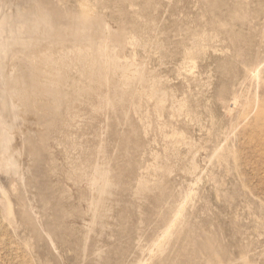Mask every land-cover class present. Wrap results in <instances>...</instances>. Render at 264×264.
<instances>
[{
  "label": "rangeland",
  "instance_id": "374dc122",
  "mask_svg": "<svg viewBox=\"0 0 264 264\" xmlns=\"http://www.w3.org/2000/svg\"><path fill=\"white\" fill-rule=\"evenodd\" d=\"M17 1L0 0V24L2 13L6 12L9 7L14 6L16 12L12 14L14 11L9 10V17L3 22L7 32L3 27L2 31L4 32L0 35V40L5 37L3 42L7 48L4 52L5 55H2L3 58L0 59V94L5 98L6 91H8L14 103L20 106L21 112L23 111L21 113L23 114L22 125H17V127L14 124L10 131L13 134H8L15 135L14 142L20 143L21 146L14 149L15 151L10 150L12 157L14 155L18 157V162L12 167L20 166L18 168L20 173L16 177L19 180L17 184L23 183L20 182L23 180V175L20 174H23V171L24 174L29 171L25 176L30 179V184L24 182L25 184H22L24 187H21V184L18 187H20L19 193L23 199L20 205H24V209L28 206L26 211L30 215V220L33 221L31 222L29 219L25 221L20 213L17 219L14 218L8 210L7 203L0 196V264H96V262L97 264H264V0H158V3L155 0H57V2L56 0H47L48 2L39 0L40 3L38 0H30L34 4L29 0H26L27 3L24 0H19V3ZM21 1L25 2V5H22ZM66 4H68L67 7ZM29 5H32L33 10L30 7H25ZM20 6L25 8H20ZM68 6L70 7L68 8ZM27 10L28 13H26ZM38 10H41V13ZM43 11L49 15L48 20L43 16ZM80 11L82 12L80 13ZM29 12L32 17L34 16V19H31L36 20L35 24L34 21L31 22ZM82 13H85L86 17ZM26 14L28 17H25ZM79 14L81 15L79 16ZM50 15H54L53 20L58 21L59 19L60 23L51 20L52 16L50 17ZM88 15L92 19L88 18ZM59 16L61 17L59 18ZM93 20L97 23H94ZM67 22H70L71 25ZM147 22L151 25L149 28ZM104 23L106 26L109 25V28L105 27ZM53 24L55 25L53 26ZM64 24H68V26ZM134 24L137 25V29L141 28L137 30L134 28ZM57 27L59 29L62 27V29L59 30ZM102 27L104 28L102 29ZM222 27L223 29H221ZM74 29H78V31ZM82 30H86V34ZM133 30L136 31L133 33ZM105 31L106 33H103ZM88 34L95 40L92 37L89 39L90 35ZM113 34H115L114 38L111 36ZM129 34L131 35L129 36ZM69 35L70 38L72 37L71 39ZM95 36L96 38H94ZM224 37L229 38L227 40ZM24 38H27L26 43H24L26 40ZM256 40L261 44L254 43ZM20 44L22 45L20 46ZM229 44H231V50ZM223 47H227L226 52ZM88 48L94 49L90 51ZM100 49L103 50V53ZM105 49H108L107 53H110L111 50V53L106 54ZM95 52L101 54V57ZM96 56L98 59H95ZM92 57L94 58L92 59ZM84 58L90 60L87 61ZM115 59L116 61H114ZM193 61L197 62V64L195 62L196 66L192 65ZM49 66L50 68H48ZM88 66L89 70L87 71ZM78 68L80 69L78 70ZM193 68L195 69L193 70ZM95 70L96 72H94ZM50 71L53 72L50 73ZM42 72L53 76L48 74V78L47 74L43 75ZM82 73H84V77ZM114 74L115 77H113ZM85 75L87 76L85 77ZM59 76L61 78H58ZM88 76L94 77L93 81ZM103 77L108 78L103 79ZM50 79H53L51 82L55 83L52 84ZM73 80L74 83H72ZM69 82L73 85H70ZM112 83L113 87L110 86ZM96 86L101 87L99 89L102 91L98 90ZM110 95H115V97ZM185 96H189V100ZM107 97L112 102L106 103ZM63 98L65 100H62ZM183 98L190 101L192 109L186 110L185 107L179 105ZM2 99L0 98V100ZM22 99H25V102ZM125 99H129L127 105L124 103ZM123 100L122 105L120 102ZM2 101H0V105L7 104ZM58 105H62V108ZM178 106L180 107L178 108ZM119 109H121V114H119L120 111H117ZM126 109H128L127 112ZM60 111H62V115L58 119L59 123L55 125L56 114ZM116 114H119V117ZM1 115L2 123L0 121V124L9 126L11 119ZM141 116L142 118H140ZM121 117L122 119H120ZM146 120H149V125L144 124ZM1 125L0 131L2 132L3 125ZM48 133L49 135H47ZM167 134H176L177 141H170L171 138H168ZM25 139H28L30 147H35L28 152V156L27 151L29 150L24 153L25 147L21 143ZM43 139L45 140L43 141ZM189 143L190 146L187 145ZM85 145H89V149L84 147ZM216 148H218L217 151ZM90 149L95 151L91 152ZM85 150H87L86 154ZM216 152L223 154L215 162L212 160V155L214 156V153L218 155ZM34 154L35 156H33ZM38 154L42 155L38 156ZM48 154L52 156H48ZM25 158H28L27 161ZM87 160L92 162L88 163ZM21 161L22 163H20ZM79 162L80 164H77ZM194 163L198 165L193 166ZM34 165H36V169L33 167ZM196 166L199 168L196 169ZM84 167V172H82ZM39 170L41 171L39 172ZM107 170L109 175L112 174L110 179H114L113 182L109 179V184L102 182L103 173ZM67 172L73 174L72 177ZM86 172L92 176L90 175L89 178V174L85 175ZM80 173L84 174V177L77 180V174ZM67 175L68 179L65 177ZM34 176L37 179L39 177L38 182L41 185L34 182L37 181ZM93 176L96 178L93 180L94 183H92ZM40 178L44 181L41 182ZM97 179L101 182H98ZM119 180L120 185L118 184ZM91 183L92 186L95 184L97 187L101 183L102 186L107 183L110 187L112 186L111 189L116 187L114 190L117 193L113 195L116 200L109 197L110 200L102 202L104 206L107 205L106 208L112 210L108 211L102 203L100 206H103L104 209L99 207L98 211L96 210L98 213L100 209H103L109 218L108 216L105 218V212L100 211L98 215L95 212L96 216L93 209L91 210V202H98L96 191H99L98 187L92 194L93 192L89 190L92 187H89ZM114 184L118 186V189ZM40 186H43L42 189ZM152 187L154 190H151ZM164 190L167 192L165 193ZM24 191L26 192L24 193ZM155 193L157 194L155 195ZM83 194H85V198L88 194L92 195L83 199ZM51 195L56 199H52ZM107 196L111 195L107 194ZM146 196L148 200L145 198ZM28 200L29 203H27ZM57 202L64 204L63 207L60 204L61 209L69 208L67 217L63 221L60 220L61 222H58L59 218L57 219V215L62 212L55 208ZM49 205L51 206L49 207ZM20 208L17 207L18 212ZM43 209L46 211L44 212ZM175 209L180 210L182 214L174 221L173 211ZM100 214H103L102 217ZM95 216L97 218H94ZM31 217H35V219ZM22 221L25 223L22 224ZM44 222L45 224H42ZM54 223L58 227V231L61 232L62 239L58 238L56 243H50L51 250H49V242L46 239L52 235L49 229L51 230V224ZM171 232L173 235L169 237ZM35 234L39 235L40 246L44 248L43 254H46L47 257H44L42 253L36 254L35 245L29 241V239L33 240L32 237ZM221 241L224 244L222 249ZM169 244L170 246L167 247ZM165 256L168 257H166L167 260L164 259Z\"/></svg>",
  "mask_w": 264,
  "mask_h": 264
},
{
  "label": "bare ground",
  "instance_id": "6f19581e",
  "mask_svg": "<svg viewBox=\"0 0 264 264\" xmlns=\"http://www.w3.org/2000/svg\"><path fill=\"white\" fill-rule=\"evenodd\" d=\"M16 1H17V0H16ZM18 1H19V0H18ZM18 1H17V2H18ZM22 1H23V0H22ZM22 1H21V3H22ZM24 1H26V0H24ZM29 1H30V0H29ZM41 1H42V0H41ZM44 1H45V0H44ZM46 1H47V0H46ZM54 1H55V0H54ZM69 1H71V0H69ZM155 1H157V3H158V0H155ZM19 2H20V1H19ZM19 2H18V3H19ZM30 2L32 3V1H30ZM30 2H29V3H30ZM38 2H39V0H38ZM47 2H48V1H47ZM56 2H57V0H56ZM1 3H2V2H1ZM24 3H25V2H24ZM24 3H22V5H23ZM26 3H27V1H26ZM29 3H28V4H29ZM39 3H40V2H39ZM45 3H46V2H45ZM62 3H63V2H62ZM62 3H61V4H62ZM28 4H27V5H28ZM32 4H34V3H32ZM35 4H37V3H35ZM59 4H60V3H59ZM214 4H215V3H214ZM20 5H21V4H20ZM24 5H25V4H24ZM38 5H40V4H38ZM38 5H37V6H38ZM43 5H44V3H43ZM67 5H68V4H66V7H67ZM69 5H70V4H69ZM216 5H218V4H216ZM31 6H32V5H31ZM31 6L29 5V6H25V7H27V8L30 7V9H32ZM33 6H34V5H33ZM35 6H36V5H35ZM41 6H42V5H41ZM211 6H212V5H211ZM214 6H215V5H214ZM21 7H24V6H20V8H21ZM25 7H24V8H25ZM42 7H43V6H42ZM64 7H65V6H64ZM66 7H65V9H66ZM69 7H70V6H68V8H69ZM155 7H156V6H155ZM0 8H1V7H0ZM55 8H56V7H55ZM62 8H63V5H62ZM80 8H81V7H80ZM211 8H212V7H211ZM22 9H23V8H22ZM22 9H21V10H22ZM30 9H29V10H30ZM36 9H37V8H36ZM39 9H40V7H39ZM41 9H42V8H41ZM70 9H71V8H70ZM9 10H10V11H12V10L14 11L12 14H15V13H16L15 10H14V6H13V7H9V9H8L6 12L2 13V19H1V24H0V35H1L2 32H4V31L7 32L6 27L3 26V25H4L3 22H4V20H5L6 18L9 17V12H10ZM23 10H24V9H23ZM32 10H33V9H32ZM32 10H31V11H32ZM49 10H50V9H49ZM53 10L56 11L57 9H53ZM63 10H64V9H63ZM85 10H86V9H85ZM210 10H211V9H210ZM24 11H26V10H24ZM31 11H30V12H31ZM58 11H59V10H58ZM66 11H67V10H66ZM69 11H70V10H69ZM121 11H122V10H121ZM215 11H216V10H215ZM30 12H29L28 15L31 14ZM33 12H34V11H33ZM38 12L41 13V10H40V11L38 10ZM47 12H49V11H47ZM59 12H60V11H59ZM74 12H75V11H74ZM74 12H73V14H74ZM81 12H82V11H80V13H81ZM85 12H86V11H85ZM87 12H88V11H87ZM26 13H28V10H27ZM34 13H37V12H34ZM34 13H33V14H34ZM40 13H38V14L40 15ZM42 13L44 14L43 16L48 20V16H49V15H48L45 11H43ZM60 13H61V12H60ZM76 13H78V12L76 11ZM0 14H1V13H0ZM54 14H55V13H54ZM57 14H58V13H57ZM61 14H62V13H61ZM61 14H60V15H61ZM82 14H83V13H82ZM84 14H85V13H84ZM84 14H83V15H84ZM28 15L26 14L25 17H28ZM65 15H66V14H65ZM65 15H63L64 18H65ZM80 15H81V14H79V16H80ZM30 16H31V15H30ZM36 16H37V15H36ZM51 16H52V17H51ZM53 16H54V15H50V17L52 18L51 20L54 19ZM55 16H56V15H55ZM204 16H205V15H204ZM33 17H34V16H33ZM33 17L31 16V17H29V18L31 19V18H33ZM40 17H41V15H40ZM60 17H61V16H59V18H60ZM84 17H86V16L84 15ZM87 17L90 18L91 16L88 15ZM219 17H220V16H219ZM29 18H28V19H29ZM36 18H37V20H38L39 16L36 17ZM64 18H63V19H64ZM77 18H78V15H77ZM99 18H101V17H99ZM102 18H104V17H102ZM105 18H106V17H105ZM105 18H104V19H105ZM26 19H27V18H26ZM26 19H25V21H26ZM33 19H34V18H33ZM79 19H80V18H79ZM91 19H92V17H91ZM93 19H94V18H93ZM95 19H96V18H95ZM31 20H32V19H31ZM43 20H44V19H43ZM49 20H50V18H49ZM76 20H77V19H76ZM81 20H82V19H81ZM83 20H84V19H83ZM83 20H82V21H83ZM89 20H90V19H89ZM97 20H98V19H97ZM99 20H101V19H99ZM27 21H28V20H27ZM33 21H34V20H32L31 22H33ZM35 21H36V20H35ZM35 21H34V24H35ZM53 21L55 22V21H57V20H53ZM53 21H52V22H53ZM66 21H67V19H66ZM66 21H65V22H66ZM69 21H70V19H69ZM71 21H74V20H71ZM77 21H80V20H77ZM93 21H94V20H93ZM101 21H102V20H101ZM106 21H107V20H106ZM5 22H6V21H5ZM28 22H29V21H28ZM28 22H27V23H28ZM57 22H59V19H58ZM65 22H64V23H65ZM95 22H96V21H94V23H95ZM237 22H238V21H237ZM44 23H45V21H44ZM47 23H48V22H47ZM47 23H46V24H47ZM49 23H50V21H49ZM49 23H48V24H49ZM59 23H60V22H59ZM67 23H68V22H67ZM96 23H97V22H96ZM100 23H101V22H100ZM145 23H146V22H145ZM150 23H151V21H150ZM207 23H208V22H207ZM6 24H7V23H6ZM24 24H25V23H24ZM28 24H30V23H28ZM51 24H52V23H51ZM68 24L71 25L70 22H69ZM68 24H64V25H67V26H68ZM137 24H138V23H137ZM154 24H155V23H154ZM225 24H226V23H225ZM238 24H239V23H238ZM240 24H241V23H240ZM41 25H42V24H41ZM54 25H55V24H53V26H54ZM70 25H69V26H70ZM72 25H73V24H72ZM75 25H76V24H75ZM75 25H74V26H75ZM102 25H103V24H102ZM104 25H105V23H104ZM134 25L136 26V27L134 26V28L137 29V25H136V24H134ZM141 25H142V24H141ZM147 25H149L148 22H147ZM204 25H205V24H204ZM5 26H7V25H5ZM26 26H27V29H28V25H27V24H26ZM48 26H49V25H48ZM57 26H58V25H57ZM60 26H61V25H60ZM62 26H63V24H62ZM83 26H84V25H83ZM108 26H109V25H107V26L105 25V27L109 28ZM144 26H145V25H144ZM150 26H151V25H149V26H147V27L149 28ZM152 26H155V25H152ZM212 26H213V25H212ZM214 26H215V25H214ZM224 26H225V25H224ZM224 26H223V27H224ZM3 27L5 28L4 31H2V30L4 29ZM55 27H56V26H55ZM65 27H66V26H65ZM72 27H73V26H71V29H73ZM155 27H156V26H155ZM208 27H209V26H208ZM210 27H211V26H210ZM223 27H222L221 29H223ZM229 27H230V26H229ZM8 28H9V25H8ZM40 28H42V27H40ZM44 28H46V27H44ZM57 28L59 29V27H57ZM63 28H64V27H63ZM66 28H67V27H66ZM77 28H78V27H77ZM85 28H86V26H85ZM92 28H95V29H96V27H93V26H92ZM97 28H98V27H97ZM99 28H100V27H99ZM103 28H104V27H102V29H103ZM139 28H141V27H139ZM139 28H138V29H139ZM148 28H147V29H148ZM213 28H214V27H213ZM236 28H237V27H236ZM42 29H43V28H42ZM46 29H47V28H46ZM51 29H52V28H51ZM51 29H50V30H51ZM60 29H62V27H60ZM60 29H59V30H60ZM68 29H70V28H68ZM102 29H101V30H102ZM138 29H137V30H138ZM145 29H146V28H145ZM208 29H209V28H208ZM230 29H231V28H230ZM56 30H57V29H56ZM74 30H75V29H74ZM104 30H105V29H104ZM141 30H142V29H141ZM143 30H144V29H143ZM150 30H151V29H150ZM156 30H157V29H156ZM212 30H213V29H212ZM214 30H215V28H214ZM214 30H213V31H214ZM75 31H78V29H76ZM85 31H86V30H82V32H84V33H85ZM90 31H92V30H90ZM96 31L99 32V30H96ZM96 31H93V32H96ZM102 31H103V30H102ZM135 31H136V30H133V33H134ZM139 31H140V30H139ZM198 31H199V29H198ZM26 32H27V31H26ZM30 32H31V31H30ZM57 32H59V31L57 30ZM72 32H74V31L72 30ZM86 32H87V31H86ZM107 32H108V30H107ZM114 32H116V31H114ZM114 32H113V33H114ZM215 32H216V31H215ZM217 32H218V31H217ZM39 33H40V32H39ZM75 33H76V32H75ZM84 33H83V34H84ZM101 33H102V32H101ZM103 33H106V31L103 32ZM136 33H137V32H136ZM139 33H141V32H139ZM192 33H193V32H192ZM199 33H200V32H199ZM219 33H220V32H219ZM28 34H29V33H28ZM56 34H58V33H56ZM60 34H61V33H60ZM71 34H72V33H71ZM85 34H86V33H85ZM85 34H84V35H85ZM90 34H91V33H90ZM90 34H88V35H90ZM92 34H93V33H92ZM95 34H96V33H95ZM107 34H108V33H107ZM111 34H112V33H111ZM117 34H118V32H117ZM142 34H143V33H142ZM208 34H209V33H208ZM220 34H221V33H220ZM220 34H218V35H220ZM223 34H224V32H223ZM229 34H230V33H229ZM25 35H26V34H25ZM37 35H38V34H37ZM40 35H41V34H40ZM77 35H78V34H77ZM77 35H76V36H77ZM84 35H83V36H84ZM105 35H106V34H105ZM114 35H115V34H113V35H111V36H113V38H114V37H115ZM130 35H131V34H129V36H130ZM138 35H139V34H138ZM147 35H148V34H147ZM221 35H222V34H221ZM221 35H220V37H221ZM231 35H232V33H231ZM238 35H239V33H238ZM6 36H7V35H6ZM54 36H55V35H54ZM58 36H59V35H58ZM72 36L76 37L75 35H72ZM92 36H94V34H93ZM92 36H91V35H90V37L88 36L89 39H90ZM96 36H97V35H96ZM96 36H95L94 38H96ZM127 36H128V35H127ZM129 36H128V37H129ZM132 36H133V35H132ZM135 36H136V35H135ZM150 36H151V35H150ZM206 36H207V35H206ZM210 36H211V35H210ZM223 36H224V35H223ZM10 37H11V36H10ZM14 37H15V36H14ZM26 37H27V36H26ZM29 37H30V36H29ZM45 37H46V36H45ZM79 37L81 38V36H78V38H79ZM97 37H99V35H98ZM105 37H106V36H105ZM105 37H104V38H105ZM107 37H108V36H107ZM133 37H134V36H133ZM133 37H132V38H133ZM212 37H214V36L212 35ZM218 37H219V36H217V38H218ZM220 37H219V39H220ZM240 37H241V35H240ZM244 37H245V36H244ZM256 37H257V36H256ZM256 37H255V38H256ZM4 38H5V37H4ZM4 38H2V39L0 40V48H1L0 51L3 50V51L1 52V54H0V59L3 58L2 55H5L4 52H5L6 49H7V48L5 47V43L3 42ZM42 38H43V37H42ZM69 38H70V35H69ZM71 38H72V37H71ZM71 38H70V39H71ZM84 38H85V37H84ZM86 38H87V37H86ZM101 38H102V37H101ZM101 38H100V39H101ZM121 38H122V37H121ZM123 38H124V37H123ZM208 38H209V37H208ZM224 38L227 39V38H229V37H227V38L224 37ZM224 38H223V39H224ZM249 38H250V37H249ZM249 38H248V40H249ZM253 38H254V37H253ZM24 39H26L25 42H24V43H26L27 38H24ZM32 39H33V37H32ZM76 39H77V38H76ZM76 39H75V40H76ZM92 39H93V37H92ZM105 39H106V38H105ZM107 39H108V38H107ZM130 39H131V38H130ZM130 39H129V40H130ZM138 39H139V38H138ZM138 39H137V40H138ZM213 39H214V38H213ZM241 39H242V38H241ZM6 40H7V38H6ZM6 40H5V41H6ZM22 40H23V39H22ZM43 40H44V39H43ZM73 40H74V39H73ZM75 40H74V41H75ZM84 40H85V39H84ZM86 40H88V39H86ZM86 40H85V41H86ZM93 40H95V39H93ZM96 40H97V39H96ZM98 40H99V39H98ZM98 40H97V41H98ZM208 40H209V39H208ZM208 40H207V41H208ZM215 40H216V38H215ZM227 40H228V39H227ZM243 40H244V39H243ZM259 40H260V39H259ZM262 40H263V39H262ZM28 41H29V40H28ZM47 41H48V40H47ZM68 41H69V40H67V42H68ZM77 41H78V39H77ZM80 41H81V40H80ZM80 41H79V43H80ZM132 41H133V40H132ZM138 41H139V40H138ZM138 41H137V42H138ZM217 41H218V40H217ZM224 41H225V40H224ZM244 41H245V40H244ZM92 42H93V41H92ZM94 42H95V41H94ZM100 42H101V41H100ZM115 42H116V40H115ZM118 42H119V41H118ZM118 42H117V43H118ZM210 42H211V39H210ZM212 42H213V41H212ZM219 42H220V41H219ZM225 42H226V41H225ZM230 42H231V41H230ZM255 42H257V40L254 41V43H255ZM17 43H18V42H17ZM21 43H22V41H21ZM40 43H41V42H40ZM68 43H69V42H68ZM86 43H87V42H86ZM95 43H96V42H95ZM107 43H109V42H107ZM107 43H105V44L107 45ZM204 43H205V42H204ZM207 43H208V42H207ZM221 43H222V41H221ZM226 43H227V42H226ZM228 43H229V42H228ZM232 43H233V42H232ZM232 43H231V44H232ZM257 43L259 44L260 42H257ZM257 43H256V44H257ZM33 44H34V43H33ZM33 44H32V45H33ZM41 44H42V43H41ZM62 44H63V42H62ZM88 44H89V43H88ZM97 44H99V43H97ZM109 44H110V43H109ZM111 44H112V43H111ZM121 44H122V43H121ZM132 44H133V43H132ZM134 44H135V43H134ZM208 44H209V43H208ZM231 44H229V49H230V47H231V46H230ZM256 44H255V45H256ZM260 44H261V43H260ZM7 45H8V43H7ZM21 45H22V44H20V46H21ZM24 45H25V44H24ZM26 45H29V44H26ZM36 45H37V44H36ZM39 45H40V44H39ZM54 45H55V44H54ZM64 45H65V44H64ZM86 45H87V44H86ZM90 45H91V44H90ZM118 45H119V44H118ZM125 45H126V43H125ZM127 45H128V44H127ZM139 45H140V44H139ZM196 45H197V44H196ZM209 45H210V44H209ZM215 45H216V44H215ZM224 45H225V44H224ZM244 45H245V44H244ZM251 45H252V44H251ZM33 46H34V45H33ZM40 46H41V45H40ZM58 46H59V45H58ZM66 46H67V45H66ZM87 46H88V45H87ZM99 46H100V45H99ZM102 46H103V45H102ZM111 46H112V45H111ZM216 46H217V45H216ZM226 46H227V44H226ZM253 46H254V45H253ZM257 46H258V45H257ZM29 47H30V46H29ZM34 47L36 48V46H34ZM67 47H68V46H67ZM73 47H74V46H73ZM88 47H89V46H88ZM121 47H122V46H121ZM160 47H161V46H160ZM190 47H191V46H190ZM212 47H213V46H212ZM218 47L220 48L221 46H218ZM224 47H225V46H224ZM224 47H223V48H224ZM247 47H249V46H247ZM17 48H18V47H17ZM24 48H25V47H24ZM27 48H28V47H27ZM32 48H33V47H32ZM32 48H31V49H32ZM95 48H96V44H95ZM97 48H98V46H97ZM103 48H104V47H103ZM196 48H197V47H196ZM208 48H209V47H208ZM216 48H217V47H216ZM219 48H218V49H219ZM226 48H227V47H226ZM226 48H224L223 50H225ZM232 48H233V47H232ZM249 48H250V47H249ZM15 49H16V48H15ZM20 49H21V48H20ZM41 49H42V48H41ZM88 49H89V48H88ZM93 49H94V48H92L91 50L93 51ZM109 49H110V48H109ZM22 50H23V49H22ZM29 50H30V49H29ZM47 50H48V49H47ZM62 50H63V49H62ZM74 50H75V49H74ZM89 50H90V49H89ZM89 50H88V51H89ZM91 50H90V51H91ZM100 50H102V49H100ZM100 50H99V52H100ZM107 50H108V49H107ZM107 50L105 49V52H106ZM114 50H117V49L114 48ZM114 50H113V52H114ZM223 50L220 49V51H222V52H223ZM230 50H231V49H230ZM23 51H24V50H23ZM72 51H73V50H72ZM76 51H77V50H76ZM90 51H89V52H90ZM95 51H96V50H95ZM207 51H208V50H207ZM215 51H216V50H215ZM227 51H228V50H227ZM245 51H246V50H245ZM11 52H12V51H11ZM35 52H36V51H35ZM43 52H44V51H43ZM49 52H50V51H49ZM49 52H48V53H49ZM113 52H112V53H113ZM119 52H120V51H119ZM208 52H209V51H208ZM225 52H226V50H225ZM32 53H34L33 50H32ZM77 53H78V52H77ZM95 53H98V52H95ZM100 53H101V52H100ZM102 53H103V50H102ZM102 53H101V54H102ZM108 53H109V52H108ZM108 53L106 52V54H108ZM110 53H111V50H110ZM110 53H109V54H110ZM56 54H57V53H56ZM60 54H61V53H60ZM78 54H79V53H78ZM78 54H77V55H78ZM84 54H85V53H84ZM88 54H90V53H88ZM93 54H94V53H93ZM93 54H92V55H93ZM98 54H99V53H98ZM98 54H97V55H98ZM101 54H99V57H101V56H100ZM109 54H108V55H109ZM177 54H178V53H177ZM177 54H176V55H177ZM200 54H201V53H200ZM25 55H26V54H25ZM25 55H23V56H25ZM43 55H44V54H43ZM86 55H87V54H86ZM86 55H85V56H86ZM92 55H91V56H92ZM113 55H114V54H113ZM117 55H118V54H117ZM19 56H20V54H19ZM34 56H36V55H34ZM52 56H53V55H52ZM52 56H51V57H52ZM60 56H61V55H60ZM65 56H66V55H65ZM82 56H83V54H82ZM82 56H81V57H82ZM85 56H84V57H85ZM102 56H103V54H102ZM196 56H197V55H196ZM25 57H26V56H25ZM49 57H50V56H49ZM66 57H67V56H66ZM106 57H107V55H106ZM192 57H194V55H192ZM221 57H222V56H221ZM35 58H36V57H35ZM74 58H75V57H74ZM79 58H80V57H79ZM93 58H94V57H92V59H93ZM96 58L98 59L97 56L95 57V59H96ZM111 58H113V57H111ZM114 58H115V57H114ZM114 58H113V59H114ZM66 59H68V58H66ZM71 59H72V58H71ZM71 59H70V60H71ZM84 59H86V58H84ZM90 59H91V57H90ZM90 59H89V60H90ZM113 59H112V60H113ZM26 60H27V59H26ZM64 60H65V59H64ZM70 60H69V61H70ZM72 60H73V59H72ZM86 60H87V59H86ZM89 60H87V61H89ZM192 60H193V59H192ZM55 61H56V60H55ZM80 61H82V60H80ZM94 61H95V60H94ZM114 61H116V59H115ZM196 61H197V60H196ZM196 61H195V62H196ZM29 62H30V61H29ZM42 62H43V61H42ZM64 62H66V61H64ZM85 62H86V61H85ZM97 62H99V61L97 60ZM195 62L193 61V62H192V65L196 66L197 62H196V64H195ZM226 62H227V61H226ZM226 62H225V63H226ZM48 63H50V62H48ZM59 63H60V62H59ZM66 63H67V62H66ZM81 63H82V62H81ZM87 63H88V62H87ZM108 63H109V62L107 61V64H108ZM110 63H111V62H110ZM120 63H121V62H120ZM227 63H228V62H227ZM17 64H18V63H17ZM30 64H31V63H30ZM50 64H51V63H50ZM50 64H49V65H50ZM57 64H58V63H57ZM67 64H69V62H68ZM77 64H78V63H77ZM82 64H84V62H83ZM104 64H105V63H104ZM114 64H115V63H114ZM38 65H39V63H38ZM45 65H46V64H45ZM52 65H53V64H52ZM60 65H61V64H60ZM75 65H76V63L74 64V66H75ZM99 65H100V63H99ZM109 65H110V64H109ZM112 65H113V64H112ZM222 65H223V63H222ZM224 65H225V64H224ZM228 65H229V64H228ZM35 66H36V65H35ZM39 66H40V65H39ZM65 66H66V64H65ZM69 66H70V69H71V68H72L71 64H70ZM95 66H96V65H95ZM95 66L93 67V69L95 68ZM102 66H103V65H102ZM194 66H193V67H194ZM225 66H226V65H225ZM63 67H64V65H63ZM67 67H68V66H67ZM85 67H86V66H85ZM100 67H101V66H100ZM226 67H227V66H226ZM231 67H232V66H231ZM24 68H25V67H24ZM40 68H41V67H40ZM48 68H50V66H49ZM65 68H66V67H65ZM75 68H77V67H75ZM87 68H88V69H87V71H88V70H89V66H88ZM98 68H99V66H98ZM101 68H102V67H101ZM178 68H179V66H178ZM223 68H224V67H223ZM62 69H63V68H62ZM79 69H80V68H78V70H79ZM93 69H92V70H93ZM105 69H106V67H105ZM110 69H111V68H110ZM128 69H129V67H128ZM189 69H190V68H189ZM194 69H195V68H193V70H194ZM39 70H40V69H39ZM48 70H50V69H48ZM60 70H61V67H60ZM60 70H58V71H60ZM81 70L83 71V69H81ZM98 70H99V69H98ZM98 70H97V71H98ZM102 70H103V69H102ZM117 70H118V69H117ZM117 70L115 71L116 74H117ZM121 70H122V69H121ZM121 70H120V72H121ZM130 70H131V69H130ZM193 70H191V71H193ZM220 70H221V69H220ZM226 70H227V68H226ZM228 70H229V69H228ZM61 71H62V70H61ZM61 71H60V72H61ZM105 71H106V70H105ZM123 71H127V70H123ZM182 71H183V70H182ZM51 72H53V71H50V73H51ZM56 72H57V71H56ZM78 72L80 73V71H78ZM83 72L85 73V71H83ZM89 72H90V71H89ZM91 72H92V71H91ZM94 72H96V70H95ZM99 72H101V71H99ZM106 72H107V71H106ZM115 72H114V73H115ZM128 72H129V71H127V73H128ZM130 72H131V71H130ZM134 72H135V71H134ZM138 72H139V71H138ZM185 72H186V71H185ZM221 72H224V71H221ZM228 72H229V71H228ZM9 73H10V72H9ZM39 73H40V72H39ZM42 73H43V75H44L46 72H45V73L42 72ZM84 73H82L83 75L81 74L83 77H84ZM92 73H93V72H92ZM92 73H91V75H92ZM101 73H102V72H101ZM136 73H137V72H136ZM136 73H132V74H136ZM139 73H140V72H139ZM46 74H47V73H46ZM48 74H49V73H48ZM48 74L46 75L47 77L50 75V74H49V75H48ZM53 74H54V73H53ZM56 74H58V73H56ZM56 74H55V75H56ZM76 74H77V73H76ZM86 74L88 75V72H87ZM94 74H96V73H94ZM98 74H99V73H98ZM104 74H105V73H104ZM106 74L109 75L108 73H106ZM119 74H120V73H119ZM124 74H125V73H124ZM130 74H131V73H130ZM187 74H188V73H187ZM226 74H227V73H226ZM226 74H224V75H226ZM13 75H14V73H13ZM51 75H52V74H51ZM51 75H50V76H51ZM59 75H60V73H59ZM87 75H85V77H86ZM112 75H113V74H112ZM120 75H121V74H120ZM122 75H123V74H122ZM125 75H126V74H125ZM125 75H124V76H125ZM137 75H138V73L136 74V76H137ZM141 75H142V74H141ZM216 75H217V74H216ZM2 76H3V74H2ZM32 76H33V75H32ZM46 76H45V77H46ZM52 76H53V75H52ZM56 76H57V75H56ZM56 76H54V77H56ZM93 76H95V75H93ZM99 76H100V75H99ZM109 76H110V75H109ZM124 76H123V77H124ZM36 77H37V76H36ZM43 77H44V76H43ZM88 77H89V76H88ZM96 77L98 78V76H96ZM101 77H102V76H101ZM111 77H112V76H111ZM113 77H115V74H114ZM113 77H112V78H113ZM129 77H130V75H129ZM137 77H138V76H137ZM225 77H226V76H225ZM48 78H49V77H48ZM50 78H51V77H50ZM52 78H53V77H52ZM58 78H61V77L59 76ZM64 78H65V77H64ZM73 78H74V77H73ZM92 78H94V77H92ZM92 78L89 77L90 80H91ZM106 78H108V77H106ZM106 78L103 77V79H106ZM127 78H128V77L126 76V79H127ZM135 78H136V77H135ZM40 79H41V77H40ZM56 79H57V77H56ZM87 79H88V78H86V80H87ZM89 79H88V81H89ZM109 79H110V78H109ZM118 79H119V77H118ZM130 79H131V78H130ZM139 79H140V78H139ZM192 79H193V78H192ZM0 80H1V79H0ZM52 80H53V79H52ZM52 80L50 79V82H51ZM107 80H108V79H107ZM112 80H113V79H112ZM116 80H117V79H116ZM123 80H125V79H123ZM2 81H3V80H2ZM2 81H1V82H2ZM35 81H36V80H35ZM37 81H38V80H37ZM45 81H46V80H45ZM54 81H56V80H54ZM59 81H60V80H59ZM69 81H70V79H69ZM92 81H93V79H92ZM103 81H104V80H103ZM113 81H114V80H113ZM117 81H118V80H117ZM120 81H121V79H120ZM125 81H126V80H125ZM125 81H124V83H126ZM127 81H128V79H127ZM134 81H135V80H134ZM134 81H133V83H134ZM136 81H137V80H136ZM140 81H141V80H140ZM189 81H190V80H189ZM48 82H49V79H48ZM56 82H57V81H56ZM94 82H96V81H94ZM94 82H93V83H94ZM104 82H105V81H104ZM122 82H123V81H122ZM173 82H174V81H173ZM193 82H194V81H193ZM19 83H20V82H19ZM34 83H35V82H34ZM51 83H52V82H51ZM53 83H55V82H53ZM53 83H52V84H53ZM61 83H63V82H61ZM61 83H60V85H61ZM72 83H74V80H73ZM81 83H82V82H81ZM101 83H102V79H101ZM108 83H109V82H108ZM114 83H115V82H114ZM133 83H131V84H133ZM139 83H140V82H139ZM186 83H187V82H186ZM52 84H51V85H52ZM69 84H70V85H73V84H71L70 82H69ZM69 84H68V85H69ZM94 84H96V83H94ZM94 84H93V85H94ZM115 84H116V83H115ZM117 84H118V82H117ZM187 84H188V83H187ZM1 85H2V84H1ZM34 85H35V84H34ZM42 85H43V84H42ZM45 85H46V84H45ZM58 85H59V84H58ZM103 85H105V84H103ZM107 85H108V84H107ZM107 85H106V86H107ZM118 85H119V84H118ZM121 85L123 86L122 83H121ZM49 86H50V84H49ZM52 86H53V85H52ZM52 86H51V87H52ZM61 86H63V85H61ZM65 86H66V85H65ZM85 86H86V84H85ZM98 86H99V85H98ZM98 86H96V87H98ZM106 86H105V87H106ZM110 86L113 87V83H112V85H110ZM122 86H121V87H122ZM140 86H141V85H140ZM147 86H148V85H147ZM147 86H146V87H147ZM153 86H154V85H153ZM155 86H156V85H155ZM227 86H228V85H227ZM0 87H1V86H0ZM34 87H35V86H34ZM41 87H42V86H41ZM55 87H57V86H55ZM63 87H64V86H63ZM69 87H70V86H69ZM83 87H84V86H83ZM103 87H104V86H103ZM114 87H115V86H114ZM125 87H126V86H125ZM52 88H53V87H52ZM52 88H51V89H52ZM80 88H81V87H80ZM84 88H86V87H84ZM87 88H88V87H87ZM99 88H101V87H98V90H101V89H99ZM117 88H118V87H117ZM119 88H120V86H119ZM123 88H124V87H123ZM126 88H127V87H126ZM153 88H154V87H153ZM223 88H224V87H223ZM40 89H41V88H40ZM43 89H44V88H43ZM47 89H48V88H47ZM88 89H89V88H88ZM115 89H116V87H115ZM128 89H129V88H128ZM154 89H155V88H154ZM154 89H153V90H154ZM59 90H61V89H59ZM62 90H63V89H62ZM85 90H87V89H85ZM85 90H84V91H85ZM108 90H109V89H108ZM108 90H107V91H108ZM219 90H220V89H219ZM224 90H226V88H224ZM224 90H223V91H224ZM9 91H10V89H9ZM50 91H51V90H50ZM54 91H55V90H54ZM63 91H64V90H63ZM82 91H83V90H82ZM101 91H102V90H101ZM109 91H110V90H109ZM112 91H113V90H112ZM112 91H111V92H112ZM116 91H117V90H116ZM132 91H133V90H132ZM183 91H184V90H183ZM10 92H11V91H10ZM46 92H48V91H46ZM51 92H52V91H51ZM51 92H50V93H51ZM59 92H60V91H59ZM133 92H134V91H133ZM137 92H138V91H137ZM148 92H149V91H148ZM152 92H153V91H152ZM194 92H195V91H194ZM94 93H95V92H94ZM105 93H106V91H105ZM112 93H113V92H112ZM60 94H61V93H60ZM64 94H65V93H64ZM100 94H101V93H100ZM135 94H136V93H135ZM150 94H152L151 91H150ZM173 94H174V93H173ZM223 94H224V93H223ZM0 95H1V94H0ZM6 95H7V96H6L5 98H4L3 95L0 96V98H3L2 100L4 101V103H7V104H6L7 106H6L5 104H1V105H0V117L2 116L1 114H3V116H5V118H8V117H9V118L11 119V123H10V125H9L10 128H9L8 125H6V124L3 125V124H2V125H3V127H2V132L0 131V147L2 148V151L0 152V196H1V197L3 198V200L7 203V207L9 208L8 210H9L10 214H11L14 218L17 219V216H19V213H20V215L25 219V221H27L28 219L30 220V217H29L30 215H28L29 213L27 214V211H26V208H27L28 206L26 205L27 207L24 209V207H23L24 205H23V206H22V204L20 205V203H22V200H23V199H22L21 194L19 193L21 190H19L20 187H18V185L21 184V187H24V186H22V184H23V185H24L25 183H29V184H30V179H28V177L25 176V174L28 173L29 171L27 170L28 172H26V173L24 174V171L22 170V171H23V172H22L23 174H20V175H23V180H20V182L22 181L23 183H19V184H17V181L19 182V180H18L16 177H17V175H19V173H20V171H18V168H19L20 166H19L18 168H17L16 166H15L16 168H15V167H12V166L15 165V163L18 162V159H17L18 157L15 156V155L12 157V156H11V154H12L11 152H12L14 149H17L18 146H19V148H20L21 146L19 145L20 143H15V142H14L15 139H16V138H14L15 135H14V136H11V135H10V134H13V133H10V131L13 129L12 127H13L14 124H15L16 126H17V125H22V123H21V118L23 117V114H21V113H22L23 111L21 112V110L19 109L20 106H19V105H16V104L14 103V100H12V97H11V95L9 94L8 91H6ZM52 95H53V94H52ZM57 95H58V94H57ZM57 95H56V97H57ZM77 95H78V94H77ZM79 95H80V94H79ZM105 95H106V94H105ZM105 95H104V96H105ZM125 95H126V94H125ZM140 95H141V94H140ZM154 95H155V92H154ZM162 95H164V94H162ZM210 95H211V94H210ZM220 95H221V94H220ZM224 95H225V94H224ZM66 96H67V95H66ZM99 96H100V95H99ZM99 96H98V97H99ZM110 96H111V95H110ZM112 96L115 97V95H112ZM112 96H111V97H112ZM126 96H129V95H126ZM144 96H146V95H144ZM147 96H148V94H147ZM165 96H166V95H165ZM218 96H219V95H218ZM44 97H45V96H44ZM73 97H74V96H73ZM79 97H80V96H79ZM90 97H91V96H90ZM105 97H106V96H105ZM105 97H104V99H105ZM111 97H110V98H111ZM114 97H113V98H114ZM116 97H117V95H116ZM118 97H120V96L118 95ZM122 97H123V96H122ZM149 97H150V96H149ZM149 97H148V98H149ZM152 97H153V95H152ZM161 97H162V96H161ZM185 97H187V96H185ZM64 98H65V97H64ZM64 98H63L62 100H65ZM82 98H83V97H82ZM123 98H126V97H123ZM141 98H142V96H141ZM143 98H144V97H143ZM188 98H189V96L187 97V99H188ZM223 98H224V96H223ZM94 99H95V98H94ZM100 99H101V98H100ZM116 99H118V98H116ZM119 99H120V98H119ZM135 99H136V98H135ZM175 99H176V98H175ZM187 99H186V98H185V99L183 98L182 101H181V104H179V105H181V107H182V106L185 107L186 110H188L189 108L192 109V107H191V105H190V101H188L189 99H188V100H187ZM2 100H0V101H2ZM22 100L25 102V99H22ZM74 100H75V99H74ZM82 100H83V99H82ZM85 100H86V99H85ZM102 100H103V99H102ZM107 100H108V97H107ZM121 100H122V99H121ZM126 100H127V99H125V102H124V100H123V101H121L120 103L122 104V103L124 102V103H126V105H127V102L129 101V99H128L127 101H126ZM166 100H167V98H166ZM172 100H173V99H172ZM3 101H2V103H3ZM31 101H32V99H31ZM55 101H56V100H55ZM71 101H72V100H71ZM109 101H111V100L109 99L106 103H108ZM114 101H116V100L114 99ZM114 101H113V103H114ZM161 101H162V99H161ZM191 101H192V99H191ZM225 101H226V100H225ZM24 102H23V103H24ZM57 102H58V101H57ZM63 102H64V101H63ZM63 102H62V104H63ZM83 102H84V101H83ZM99 102H103V101H99ZM111 102H112V101H111ZM116 102H117V101H116ZM116 102H115V103H116ZM159 102H160V101H159ZM165 102H166V101H165ZM223 102H224V101H223ZM66 103L68 104V102H66ZM69 103H70V102H69ZM109 103H110V102H109ZM129 103H130V102H129ZM162 103H163V102H162ZM177 103H178V102H177ZM14 104H15V105H14ZM60 104H61V102H60ZM67 104H66V105H67ZM88 104H89V103H88ZM91 104H92V103H91ZM91 104H90V105H91ZM131 104H132V103H131ZM133 104H134V103H133ZM133 104H132V105H133ZM222 104H223V103H222ZM222 104H221V105H222ZM42 105H43V104H42ZM56 105H57V103H56ZM63 105H64V104H63ZM122 105H123V104H122ZM142 105H143V104H142ZM161 105H162V104H161ZM58 106H61V108H62V105H58ZM73 106H74V105H73ZM97 106H98V104H97ZM116 106H117V104H116ZM162 106H163V105H162ZM162 106H161V107H162ZM64 107H65V106H64ZM67 107H69V106L67 105ZM91 107H92V106H91ZM120 107H121V106H120ZM128 107H129V105H128ZM128 107H127V108H128ZM179 107H180V106H178V108H179ZM224 107H225V105H224ZM224 107H223V108H224ZM37 108H38V107H37ZM73 108H74V107H73ZM116 108H117V107H116ZM116 108H115V110H116ZM118 108H119V106H118ZM123 108H124V107H123ZM125 108H126V106H125ZM135 108H136V107H135ZM148 108H149V107H148ZM197 108H198V107H197ZM21 109H22V108H21ZM67 109H68V108H67ZM69 109H72V108H69ZM103 109H104V108H103ZM121 109H122V108H121ZM121 109H119V110H117V111H120ZM161 109H162V108H161ZM212 109H213V108H212ZM63 110H64V109H63ZM91 110H94V109L91 108ZM123 110H124V109H123ZM123 110H122V114H123ZM127 110H128V109H126V112H127ZM189 110H190V109H189ZM64 111H65V110H64ZM107 111H108V110H107ZM124 111H125V110H124ZM147 111H148V110H147ZM161 111H162V110H161ZM178 111H179V110H178ZM7 112H9L10 114L8 113V115H7ZM24 112H25V111H24ZM92 112H93V111H92ZM95 112H96V111H95ZM126 112H124V113L127 114ZM132 112H133V111H132ZM168 112H169V111H168ZM171 112H172V111H171ZM33 113H34V112H33ZM35 113H36V112H35ZM35 113H34V114H35ZM52 113H53V111H52ZM89 113H90V112H89ZM104 113H105V112H104ZM114 113H115V111H114ZM129 113H130V112H129ZM139 113H140V112H139ZM38 114H39V113H38ZM53 114H54V113H53ZM101 114H102V113H101ZM119 114H121V111L119 112ZM119 114H118V115H119ZM160 114H161V113H160ZM173 114H174V113H172V115H173ZM175 114H176V112H175ZM61 115H62V111H60L59 113H57V114H56V117L53 116V117L56 118V120H55V122H54L55 125H57V124L59 123L58 119L61 117ZM116 115H117V114H116ZM118 115H117V116H118ZM142 115H144V114H142ZM150 115H151V114H150ZM169 115H170V114H169ZM24 116H25V115H24ZM93 116H94V115H93ZM112 116H113V115H112ZM123 116H124V115H123ZM125 116H128V115H125ZM136 116H138V115H136ZM160 116H161V115H160ZM173 116H174V115H173ZM194 116H195V115H194ZM194 116H193V117H194ZM214 116H215V115H214ZM63 117H64V116H63ZM80 117H81V116H80ZM118 117H119V116H118ZM143 117H144V116H143ZM147 117H148V116H147ZM175 117H176V116H175ZM175 117H174V118H175ZM3 118H4V117H3ZM24 118H25V117H24ZM89 118H90V117H89ZM107 118H108V117H107ZM116 118H117V117H116ZM131 118L133 119V116H131ZM131 118H130V119H131ZM140 118H142V116H141ZM194 118H195V117H194ZM34 119H35V118H34ZM81 119H82V118H81ZM81 119H80V120H81ZM108 119L111 120V118H108ZM117 119H118V118H117ZM120 119H122V117H121ZM120 119H119V120H120ZM126 119H128V118H126ZM126 119H124V120H126ZM134 119H135V118H134ZM157 119H158V118H157ZM13 120H15V121H13ZM22 120H23V119H22ZM91 120H92V119H91ZM124 120H123V122H124ZM128 120H129V119H128ZM158 120H159V119H158ZM0 121H1V123H2V118H0ZM85 121H86V120H85ZM120 121H121V120H120ZM17 122H18L19 124H18ZM68 122H69V121H68ZM157 122H158V121H157ZM228 122H229V121H228ZM28 123H29V121H28ZM30 123H31V122H30ZM63 123H64V122H63ZM89 123H90V122H89ZM110 123H111V122H110ZM125 123H126V122H125ZM123 124H124V123H123ZM132 124H133V123H132ZM144 124H145V125H146V124L149 125V120H146V121L144 122ZM210 124H211V123H210ZM0 125H1V124H0ZM2 125H1V126H2ZM41 125H42V124H41ZM109 125H111V124H109ZM66 126H67V124H66ZM126 126H127V125H126ZM225 126H226V125H225ZM17 127H18V126H17ZM19 127H20V126H19ZM27 127H29V126H27ZM166 127H167V126H166ZM15 128H16V127H15ZM15 128H14V129H15ZM22 128H23V127H22ZM215 128H216V127H215ZM20 129H21V128H20ZM146 129H147V128H146ZM225 129H226V128H225ZM0 130H1V128H0ZM27 130H28V129H27ZM37 130H38V129H37ZM134 130H135V129H134ZM136 130L138 131V129H136ZM213 130H214V129H213ZM169 131H170V130H169ZM214 131H215V130H214ZM16 132H17V131H16ZM171 132H172V131H171ZM8 133H10V134H8ZM43 133H44V131H43ZM43 133H42V134H43ZM79 133H80V132H79ZM97 133H98V132H97ZM173 133H175V132H173ZM182 133H183V132H182ZM24 134H25V133H24ZM28 134H29V133H28ZM131 134H132V133H131ZM131 134H130V135H131ZM165 134H166V133H165ZM176 134H177V133H176ZM176 134H169V135L167 134V135H168L167 137H168V138H171L170 141H172V140L175 141V140H176V136H177ZM18 135H19V134H18ZM40 135H41V134H40ZM40 135H39V137H41ZM47 135H49V133H48ZM138 135H139V134H138ZM149 135H150V134H149ZM145 137H146V136H145ZM177 137H178V136H177ZM42 138H43V135H42ZM45 138H46V137H45ZM48 138H49V136H48ZM48 138H47V139H48ZM168 138H167V139H168ZM36 139H37V138H36ZM39 139H40V138H39ZM149 139H150V138H149ZM149 139H148V140H149ZM182 139H183V138H182ZM40 140H41V139H40ZM44 140H45V139H43V141H44ZM131 141H132V140H131ZM176 141H177V140H176ZM181 141H182V140H181ZM183 141H184V140H183ZM36 142H37V140H36ZM47 142H48V141H47ZM149 142H150V141H149ZM184 142H185V141H184ZM21 143H22L23 146L25 147V152H24V153H26V151L29 150V151H27V156H28V152H30L31 149L35 148V147H30L29 142H28V139L23 140ZM134 143H135V142H134ZM137 143H138V142H137ZM176 143H177V142H176ZM193 143L195 144V142H193ZM22 144H21V145H22ZM43 144H44V143H43ZM74 144H75V143H74ZM177 144H178V143H177ZM197 144H198V143H197ZM197 144H196V145H197ZM36 145H37V143H36ZM48 145H49V144H48ZM187 145L190 146L191 144L189 143V144H187ZM200 145H201V144H200ZM34 146H35V145H34ZM39 146H41V145L39 144ZM45 146H46V145H45ZM73 146H74V145H73ZM129 146H130V145H129ZM194 146H195V145H194ZM201 146H202V145H201ZM24 147H23V148H24ZM37 147H38V146H37ZM43 147H44V146H43ZM84 147L88 148L89 145H88V146L85 145ZM27 148H28V149H27ZM75 148H76V146H75ZM90 148H91V147H90ZM143 148H144V147H143ZM191 148H192V147H191ZM12 149H13V150H12ZM45 149H46V148H45ZM48 149H49V148H48ZM48 149H47V151H48ZM77 149H78V148H77ZM81 149H82V148H81ZM88 149H89V148H88ZM128 149H129V148H128ZM201 149H202V148H201ZM212 149H213V148H212ZM217 149H218V148H216V151H217ZM10 150H12V151H10ZM18 150H19V149H18ZM18 150H17V152H19ZM34 150H35V149H34ZM34 150H33V151H34ZM37 150H38V149H37ZM43 150H44V149H42V151H43ZM93 150H94V149H93ZM93 150L90 149L91 152H92ZM191 150H193V148H192ZM191 150H190V151H191ZM196 150H197V148H196ZM9 151H10V153H9ZM14 151H15V150H14ZM20 151H21V150H20ZM23 151H24V150H23ZM35 151H36V150H35ZM40 151H41V150H40ZM44 151H45V150H44ZM80 151H81V150H80ZM86 151H87V150H85V152H84L85 154H86ZM94 151H95V150H94ZM96 151H97V150H96ZM103 151H104V150H103ZM152 151H153V149H152ZM158 151H159V150H158ZM220 151H221V150H220ZM97 152H98V151H97ZM165 152H166V151H165ZM165 152H164V153H165ZM214 152H215V151H214ZM22 153H23V152H22ZM49 153H51V152L49 151ZM168 153H169V152H168ZM178 153H179V152H178ZM216 153H218V152H216ZM32 154H33V152L31 153V155H32ZM81 154H83V153H81ZM90 154H91V153H90ZM93 154H94V153H93ZM98 154H99V153H98ZM161 154H162V153H161ZM180 154H181V153H180ZM222 154H223L222 152H221V153L219 152L218 155H215V153H214V156L212 155V160L216 162L217 158H219V156L222 155ZM18 155H19V154H18ZM20 155H21V153H20ZM20 155H19V156H20ZM39 155H42V154H38V156H39ZM49 155H50V154H48V156H49ZM131 155H132V154H131ZM155 155H156V154H155ZM158 155H160V154L158 153ZM21 156H22V155H21ZM33 156H35V154H34ZM50 156H52V155H50ZM86 156H87V155H86ZM91 156H93V155H91ZM129 156H130V155H129ZM152 156H153V155H152ZM161 156H162V155H161ZM163 156H164V155H163ZM22 157H23V156H22ZM25 157H26V155H25ZM81 157L83 158V156H81ZM81 157H80V158H81ZM88 157H90L89 154H88ZM88 157H87V158H88ZM130 157H131V156H130ZM158 157L160 158V156H158ZM164 157H165V156H164ZM191 157H192V156H191ZM20 158H21V157H20ZM36 158H37V157H36ZM42 158H43V157H42ZM47 158H48V157H47ZM80 158H79V159H80ZM84 158H86V157H84ZM133 158H134V157H133ZM154 158H155V157H154ZM156 158H157V156H156ZM21 159H22V158H21ZM23 159H24V158H23ZM26 159H28V158H25V160H26ZM50 159H51V158H50ZM79 159H77V160L79 161ZM131 159H132V158H131ZM164 159H165V158H164ZM75 160H76V159H75ZM82 160H83V159H82ZM85 160H86V159H85ZM90 160H91V159H90ZM90 160H89V161H90ZM161 160H162V158H161ZM161 160H160V161H161ZM190 160H191V159H190ZM23 161H24V160H23ZM26 161H27V160H26ZM26 161H24V162H26ZM49 161H50V160H49ZM87 161H88V160H87ZM89 161H88V163L92 162V161H90V162H89ZM158 161H159V160H158ZM167 161H168V160H167ZM217 161H218V160H217ZM11 162H12V163H11ZM24 162H23V163H24ZM51 162H52V161H51ZM76 162H77V161H76ZM80 162H81V161H80ZM80 162L77 163V164H80ZM107 162H108V161H107ZM162 162H164V161H162ZM20 163H22V161H21ZM37 163H38V161H37ZM40 163H41V162H40ZM81 163H83V162H81ZM84 163H86V162H84ZM164 163H165V162H164ZM10 164H12V165L10 166ZM25 164H26V163H25ZM28 164H29V163H28ZM44 164H45V163H44ZM86 164H87V163H86ZM189 164H190V163H189ZM36 165H37V164H36ZM36 165H34L33 167H35ZM81 165H83V164H81ZM91 165H92V164H91ZM91 165H89V166L91 167ZM142 165H143V164H142ZM192 165L195 166V165H198V164H195V163H194V164H192ZM38 166H39V165H38ZM46 166H47V165H46ZM75 166H77V165H75ZM84 166H85V164H84ZM89 166L87 167L88 169H89ZM96 166H97V165H96ZM102 166H103V165H102ZM128 166H130V165H128ZM131 166H132V164H131ZM150 166H151V165H150ZM155 166H156V164H155ZM160 166H161V165H160ZM5 167L7 168V170H5V169H6ZM48 167H49V166H48ZM69 167H70V166H69ZM77 167H78V166H77ZM80 167H81V166H80ZM85 167H86V166H85ZM85 167L82 168V169H83L82 172H84ZM98 167H99V166H98ZM105 167H106V166H105ZM196 167H197V166H196ZM196 167H195V168H196ZM49 168H50V167H49ZM101 168H102V167H101ZM131 168H132V167H131ZM151 168H152V167H151ZM198 168H199V167H197L196 169H198ZM35 169H36V167H35ZM40 169H41V167H40ZM88 169H87V171H89ZM90 169H91V168H90ZM95 169H97V168H95ZM132 169H133V168H132ZM160 169H161V167H160ZM101 170H102V169H101ZM153 170H154V169H153ZM163 170H164V169H163ZM166 170H167V169H166ZM193 170H194V169H193ZM193 170H192V171H193ZM25 171H26V170H25ZM40 171H41V170H39V172H40ZM69 171H70V170H69ZM73 171H74V170H73ZM94 171H95V170H94ZM128 171H129V170H128ZM130 171H131V170H130ZM133 171H134V170H133ZM133 171H131V172H133ZM142 171H143V170H142ZM92 172H93V170H92ZM96 172H97V171H96ZM101 172H102V171H101ZM145 172H146V171H145ZM155 172H156V171H155ZM158 172H159V171H158ZM6 173H9V174H6ZM30 173H31V172H30ZM67 173L69 174L70 172H67ZM86 173H87V174H86ZM86 173H85V175H88V174H89L88 172H86ZM135 173H136V171H135ZM139 173H140V172H139ZM149 173H150V172H149ZM163 173H164V172H163ZM163 173H162V174H163ZM191 173H192V172H191ZM195 173H196V172H195ZM31 174H32V173H31ZM31 174H30V177H31ZM38 174H40V173H38ZM38 174H37V175H38ZM64 174H66L65 171H64ZM93 174H94V173H93ZM154 174H155V173H154ZM158 174H159V173H158ZM201 174H202V173H201ZM34 175H35V174H34ZM70 175H71V177H72L73 174H69V176H70ZM83 175H84V174H83ZM83 175H82V173L77 174V177H76L77 180H78V178L81 180L82 177H84ZM90 175H91V174L88 175L89 178H90ZM110 175H112V174H110ZM110 175H109V171H108V170H107V172L104 171V173H103V177H102V182H104V183L107 182L108 184H109L110 180H112V182H113L114 179H112V178L110 179ZM134 175H135V174H134ZM165 175H166V174H165ZM195 175H196V174H195ZM91 176H92V175H91ZM94 176H96V175H94ZM94 176H93V177H94ZM158 176H159V175H158ZM32 177H33V176H32ZM34 177H35V176H34ZM65 177L68 179V175L65 176ZM86 177H87V176H86ZM136 177H137V176H136ZM143 177H144V176H143ZM202 177H203V176H202ZM74 178H75V176L73 177V179H74ZM113 178H114V176H113ZM115 178H117V177H115ZM32 179H33V178H32ZM35 179H37V177H35ZM35 179H34V180H35ZM69 179L71 180V178H69ZM95 179H96L95 177H94V179H92V183L95 182V181L93 182V180H95ZM109 179H110V180H109ZM144 179H145V178H144ZM40 180H41V182H42L43 179L40 178ZM77 180H76V181H77ZM84 180H85V179H84ZM97 180H98V182H101V181H99V179H97ZM120 180H123V179H120ZM120 180H119V182L117 181L118 184L120 183ZM125 180H126V179H125ZM131 180H132V179H131ZM38 181H39V177H38L37 181H34V182L37 183ZM43 181H44V180H43ZM89 181L91 182V180H89ZM123 181H124V180H123ZM24 182H25V183H24ZM32 182H33V181H32ZM80 182H81V181H80ZM83 182H84V181H83ZM87 182H88V180H87ZM115 182H116V181H115ZM124 182H125V181H124ZM158 182H159V181H158ZM44 183H45V182H44ZM47 183H48V182H47ZM92 183H91V185H89V187L92 186ZM107 183H106V185L104 184V186H102V185H103L102 183H101V185L99 184V185H100V186H98L99 188H98L97 186H95V184H93V186L89 188L90 192H91V191L93 192L92 194H94V191H96L97 188L99 189L98 192L96 191V193H97V196H96V197H97V199H98V202H94V201L91 202V207H92L91 210L93 209V211H94V215H96L95 212L97 213L99 207H101L100 204H101L102 202H104V201L106 202V201L109 199V197H113V198H114V196H113L114 193H115V190H114V189H115L116 187L113 188V189H111L112 186L110 187V185H107ZM121 183H122V181H121ZM135 183H136V182H135ZM135 183H134V184H135ZM146 183H147V182H146ZM148 183H149V182H148ZM33 184H35V183H33ZM33 184H31V185H33ZM37 184H40V183L38 182ZM96 184H97V181H96ZM116 184H117V183H116ZM118 184H117V185H118ZM26 185H27V184H26ZM40 185H41V184H40ZM44 185H45V184H44ZM48 185H49V184H48ZM112 185H113V184H112ZM114 185H115V184H114ZM117 185H115V186H117ZM119 185H120V184H119ZM146 185H147V184H146ZM33 186H34V185H33ZM107 186H109L108 188H109L110 190L107 188ZM129 186H130V185H129ZM152 186H153V185H152ZM163 186H165V185H163ZM40 187H41V186H40ZM42 187H43V186H42ZM42 187H41V189H42ZM45 187H46V186H45ZM126 187H127V186H126ZM146 187H147V186H146ZM159 187H160V186H159ZM25 188L27 189L26 186H25ZM25 188H24V190H25ZM28 188H29V187H28ZM47 188H48V187H47ZM106 188H107V189H106ZM119 188H120V186H119ZM129 188H130V187H129ZM138 188H139V187H138ZM147 188L150 189L149 187H147ZM160 188H161V187H160ZM30 189H31V188H30ZM35 189H37V187H35ZM35 189H34V190H35ZM39 189H40V188H39ZM48 189H49V188H48ZM105 189H106V190H105ZM117 189H118V186H117ZM126 189H128V188H126ZM164 189H165V188H164ZM128 190H129V189H128ZM137 190H138V189H137ZM151 190H154L153 187H152ZM151 190H150V191H151ZM156 190H157V189H156ZM27 191H28V190H27ZM32 191H33V190H32ZM123 191H124V190H123ZM148 191H149V190H148ZM164 191H165V190H164ZM25 192H26V191H24V193H25ZM30 192H31V191H30ZM146 192H147V191H146ZM158 192H159V191H158ZM166 192H167V191H165V193H166ZM38 193H39V192H38ZM87 193H88V192H87ZM116 193H117V192H116ZM116 193H115V194H116ZM138 193H140V192H138ZM138 193H137V194H138ZM22 194H23V193H22ZM36 194H37V193H36ZM43 194H44V193H43ZM92 194H90V195H92ZM107 194H108V195H111V196H107V197H108V198H107V197H106ZM140 194H142V193H140ZM156 194H157V193H155V195H156ZM41 195H42V193H41ZM83 195H84V198H83V199L88 198V196L90 197L89 194H88V196H87L86 198H85V194H83ZM51 196H52V195H51ZM29 197H30V196H29ZM52 197H53V196H52ZM52 197H50V198H52ZM91 197H92V196H91ZM118 197H120V196H118ZM141 197H142V196H141ZM154 197H155V196H154ZM154 197H153V198H154ZM166 197H167V196H166ZM40 198H41V197H40ZM40 198H39V199H40ZM47 198H49V196H47ZM54 198H55V197H53L52 199H54ZM145 198L147 199V196H146ZM28 199H29V198H28ZM37 199H38V198H37ZM44 199H46V198H44ZM55 199H56V198H55ZM114 199H115V198H114ZM119 199H120V198H119ZM29 200H30V199H29ZM29 200H28L27 203H29ZM35 200H36V199H35ZM42 200H43V199H42ZM95 200H96V199H95ZM109 200H110V199H109ZM115 200H116V199H115ZM147 200H148V199H147ZM25 201H27V200H25ZM46 201H47V200H46ZM48 201H49V200H48ZM96 201H97V200H96ZM35 202H36V201H35ZM55 202H56V200H55ZM109 202L111 203L112 200L109 201ZM31 203H32V201H31ZM49 203H51V202L49 201ZM57 203H58V202H57ZM57 203L55 204V205H56L55 208L58 209V210H60V211H62V212H60L59 215H57V219L59 218L58 222H61V221H63V220L67 217V209H69V208H67V209H66V208H65V209L62 208V209H61L60 207H61L62 205L64 206V204H61V203H58V204H57ZM107 203H108V202H107ZM110 203H109V204H110ZM24 204H25V203H24ZM32 204H33V203H32ZM51 204H52V203H51ZM60 204H61V206H60ZM105 204H106V203H105ZM109 204H108V206H109ZM52 205H53V204H52ZM102 205H103V203H102ZM115 205H116V204H115ZM167 205H168V204H167ZM35 206H36V205H35ZM50 206H51V205H49V207H50ZM63 206H62V207H63ZM103 206H104V205H103ZM103 206H102L101 208H103ZM105 206L107 207V205H105ZM105 206H104V207H105ZM17 207H21L20 210H19V212L17 211ZM52 207H53V206H52ZM58 207H59V208H58ZM106 207H105V208H106ZM109 207H110V206H109ZM43 208H44V207H43ZM46 208H47V207H46ZM46 208H45V209H46ZM72 208H74V207H72ZM72 208H71V209H72ZM113 208H114V207H113ZM180 208L182 209V207H180ZM31 209H32V208H31ZM33 209H34V208H33ZM48 209H49V208H48ZM103 209H104V208H103ZM103 209H100V211H102L103 213L105 212V213H104V215H105V214H106V211H104ZM106 209H108V208H106ZM160 209H161V208H160ZM96 210H97V211H96ZM109 210H112V209L110 208V209H108V211H109ZM118 210H119V209H118ZM176 210H177V209H175V210L173 211L174 221H175L178 217H181V214H182L180 210H179V211L177 210L178 212H177ZM30 211H31V210H30ZM32 211H33V210H32ZM38 211H39V210H38ZM43 211H44V209H43ZM45 211H46V210H45ZM45 211H44V212H45ZM47 211H48V210H47ZM100 211H99V212H100ZM113 211H114V210H113ZM17 212H18V213H17ZM28 212H29V211H28ZM33 212H34V211H33ZM52 212H53V211H52ZM99 212H98V213H99ZM38 213H39V212H38ZM38 213H36V214H38ZM92 213H93V212H92ZM98 213H97V215H98ZM108 213H109V212H108ZM39 214H40V213H39ZM179 214H180V215H179ZM97 215H96V216H97ZM100 215H101V214H100ZM102 215H103V214H102ZM102 215H101L100 217H102ZM110 215H111V214H110ZM35 216H36V215H35ZM39 216H40V215H39ZM41 216H42V215H41ZM96 216H95L94 218H97ZM105 216H106V215H105ZM107 216H108V215H107ZM107 216H106L105 218H107ZM31 218H32V219H35V217H31ZM98 218H99V217H98ZM105 218H104V219H105ZM108 218H109V216H108ZM24 219H23V220H24ZM44 219H45V218H44ZM142 219H143V218H142ZM60 220H61V221H60ZM105 220H107V219H105ZM178 220H179V219H178ZM17 221H19V220H17ZM30 221H31V220H30ZM32 221H33V220H32ZM32 221H31V222H32ZM40 221H41V220H40ZM96 221H97V220H96ZM19 222H20V221H19ZM93 222H94V221H93ZM110 222H111V221H110ZM140 222H141V221H140ZM184 222H185V221H184ZM21 223L24 224L25 222L22 221ZM35 223H36V221L34 222V224H35ZM106 223H107V222H106ZM42 224H45V222L42 223ZM42 224H41V225H42ZM147 224H148V223H147ZM38 225H39V224H38ZM55 225H56L55 223H54V224H51V227H52V228H51V230L49 229V232H50L52 235H49V236L47 237V239L44 237V238L49 242V244H48V249H49V250H51V244L56 243V241H58V238H61V239H62L61 232L58 231V227H56ZM48 226H49V225H48ZM29 227H32V226H29ZM34 227H35V226H34ZM40 227H41V226H40ZM92 227H94V226H92ZM43 228H44V227H43ZM94 228H95V227H94ZM96 228H97V227H96ZM234 228H235V227H234ZM27 229H28V228H27ZM40 229H42V228H40ZM106 229H107V228H106ZM236 229L238 230V228H236ZM30 230H31V229H30ZM32 230L34 231V229H32ZM111 230H112V229H111ZM141 230H143V229H141ZM42 231H43V230H42ZM42 231L40 232L41 234H42ZM86 231H87V230H86ZM89 231H92V229H91V230L89 229ZM100 231H101V230H100ZM138 231H139V229H138ZM144 231H145V230H144ZM241 231H242V230H241ZM30 232H31V231H30ZM45 232H47V231H45ZM45 232H44V233H45ZM33 233H36V232H33ZM140 234H141V233H140ZM144 234H145V233H144ZM43 235H44V234H43ZM47 235H48V234H47ZM85 235H86V234H85ZM172 235H173V233L171 232L170 235H169V237H172ZM60 236H61V237H60ZM83 236H84V235H83ZM244 236H245V235H244ZM31 237H32V236H31ZM31 237H30V238H31ZM93 237H94V236H93ZM226 237H227V236H226ZM90 238H91V237H90ZM90 238H89V239H90ZM32 239H33L32 241H31V239H29V241L35 245L36 254H38V255H39V253H42V254H43V253H44V248H43L42 246H40V237H39V235H38V234H35L34 237H32ZM61 239H59V240H61ZM90 240H91V239H90ZM95 240H96V239H95ZM243 240H244V239H243ZM247 240H248V239H247ZM86 241H87V240H86ZM241 241H242V239H241ZM50 243H51V244H50ZM108 243H109V242H108ZM130 243H131V242H130ZM165 243H167V242H165ZM165 243H162V244H163V245H166ZM59 244H60V243H59ZM85 244H87V243H85ZM154 244H155V243H154ZM154 244H153V245H154ZM244 244H245V242H244ZM160 245H161V244H160ZM83 246H84V245H83ZM169 246H170V244H169L167 247H169ZM223 246H224V244H223L222 241H221V249L223 248ZM225 246H226V245H225ZM228 246H229V245H228ZM228 246H227V247H228ZM243 246H244V245H243ZM86 247H87V246H86ZM119 247H120V246H119ZM160 247H161V246H160ZM164 248H165V247H164ZM224 248H225V247H224ZM84 249H85V248H84ZM162 249H163V248H162ZM165 249H166V248H165ZM165 249H164V250H165ZM52 250H53V249H52ZM86 250H87V249H86ZM86 252H87V251H86ZM162 252L164 253V251H162ZM226 252H227V251H226ZM139 253H140V252H139ZM43 255H44V257H47L46 254H43ZM101 256H102V255H101ZM159 256H160V255H159ZM159 256H158V257H159ZM59 257H60V255H59ZM97 257H98V256H97ZM97 257H96V260L98 259ZM102 257H103V256H102ZM134 257H135V256H134ZM156 257H157V256H156ZM166 257H167V256H165L164 259L167 260L168 257H167V258H166ZM60 258H61V257H60ZM60 258H59V259H60ZM62 258H63V257H62ZM104 258H105V257H104ZM104 258H103V259H104ZM100 259H101V257H100ZM100 259H99V261H100ZM103 259H102V260H103ZM155 259H156V258H155ZM157 259H158V258H157ZM164 259H163V260H164ZM158 260H161V259H158ZM46 261L48 262V260H46ZM161 261H162V260H161ZM244 261H246V260H244ZM110 262H111V261H110ZM246 262H247V261H246ZM99 263H101V262H99ZM48 264H49V263H48ZM96 264H97V262H96Z\"/></svg>",
  "mask_w": 264,
  "mask_h": 264
}]
</instances>
